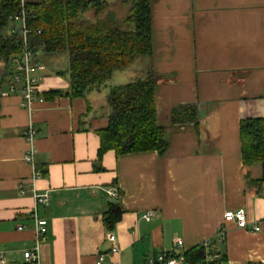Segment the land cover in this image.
I'll return each instance as SVG.
<instances>
[{
  "label": "crops",
  "instance_id": "1",
  "mask_svg": "<svg viewBox=\"0 0 264 264\" xmlns=\"http://www.w3.org/2000/svg\"><path fill=\"white\" fill-rule=\"evenodd\" d=\"M150 12L151 56L126 71L130 81L146 65L154 71L163 155L97 156L108 116L100 89L44 95L70 87L67 54H33L43 68L29 110L0 71V264H32L23 253L34 245V207L47 221L39 264H145L171 249L182 261L185 250L213 238L220 264H264V168L242 165L238 137L240 119L264 117V0H151ZM184 105H194L197 125L174 114ZM28 123L37 130L39 178L23 159ZM114 187L116 198L107 193ZM34 190L48 191V204L35 206ZM115 202L122 214L109 230L104 211ZM241 208L249 228L223 221Z\"/></svg>",
  "mask_w": 264,
  "mask_h": 264
},
{
  "label": "trees",
  "instance_id": "2",
  "mask_svg": "<svg viewBox=\"0 0 264 264\" xmlns=\"http://www.w3.org/2000/svg\"><path fill=\"white\" fill-rule=\"evenodd\" d=\"M27 45L32 53H66L69 88L52 90L45 97L69 95L81 97L85 92L100 89L117 70L130 68L139 59L149 58L151 41V0H24ZM118 2L125 14L110 8ZM19 8V0H0V71L5 77L11 54L20 49L10 20ZM120 14V16H119ZM8 72V73H7ZM135 80L111 86L106 94L109 108L107 125L97 130V156L107 150L116 154L156 151L163 155L168 147L165 128L157 123L155 78L151 66L146 65ZM184 121L196 124L194 105L174 110ZM238 137L242 165L259 162L264 168V117L239 120ZM197 125V124H196ZM122 212L118 203L105 211L104 225L112 230ZM202 244L183 252L182 261L198 264L205 260ZM225 256L208 264L224 263Z\"/></svg>",
  "mask_w": 264,
  "mask_h": 264
},
{
  "label": "built area",
  "instance_id": "3",
  "mask_svg": "<svg viewBox=\"0 0 264 264\" xmlns=\"http://www.w3.org/2000/svg\"><path fill=\"white\" fill-rule=\"evenodd\" d=\"M24 0H19V8L17 11L9 16L12 22V27L10 28V32H16L19 42V51L13 53L9 57V61L12 63L11 68V78L9 83L10 91L16 90L19 88L20 90V99L19 105L24 109H30L33 101L38 99L39 95V88L38 80L39 74L37 71L43 68V65L39 59H35L33 54L27 45V34L29 33L26 27V12L24 7ZM17 85L19 86L17 88ZM23 132V139L26 140L29 147L26 149L25 153L23 154V159L25 162H28L32 167L33 178H39L40 172H38L35 168V150L33 147V141L36 138L37 130L33 126L32 123H28V125L24 129ZM107 193L112 197L116 198L118 193L117 189L114 187L111 190L107 191ZM33 200L35 201V206H42L48 204L49 200V193L48 191H44L38 193L36 190L33 192ZM154 214L153 211H148L142 215L145 220H149L152 215ZM31 219L34 223V242L33 247L29 248L23 253V258L27 262H31L32 264H39V251L41 243L46 238V225L47 221L45 218H40L37 215L36 207H34L30 214ZM223 221L227 222L230 221L236 225L237 228H249L250 224L246 220L245 211L243 208L238 210H227V212L223 215ZM18 228H21L19 226ZM252 230L256 231L260 229L258 224L251 226ZM226 230L224 226H220L217 230L216 237H218L219 241H224ZM177 246L182 245V240H176ZM202 246L205 249L206 255L204 262H200L198 264H208L210 261L214 260V258H218L220 253L217 251V242L213 239H206L202 243ZM182 254H180L181 256ZM179 255H177L173 249L162 251L157 254L155 257H150L145 261V264H187L183 261L179 260Z\"/></svg>",
  "mask_w": 264,
  "mask_h": 264
},
{
  "label": "rangeland",
  "instance_id": "4",
  "mask_svg": "<svg viewBox=\"0 0 264 264\" xmlns=\"http://www.w3.org/2000/svg\"><path fill=\"white\" fill-rule=\"evenodd\" d=\"M115 1V0H113ZM111 9L118 11V13H120L121 15L125 14V7L121 6L120 4H118V2H116L115 4H111L110 6ZM119 14V16H120ZM65 55L60 56L61 59H63V57L66 56V53H64ZM12 68V63L9 61L7 64V71H10ZM127 69H122V70H117L114 72V74H112V76L104 83V85L100 88V92L99 94H97V97L99 99V103L100 104H104L103 105V109H105V105H106V111H109L108 105L106 104V94L109 90V88L111 86H116V85H120L123 84L125 82L130 81V77L131 74L129 73V71H126ZM106 102V103H105Z\"/></svg>",
  "mask_w": 264,
  "mask_h": 264
}]
</instances>
